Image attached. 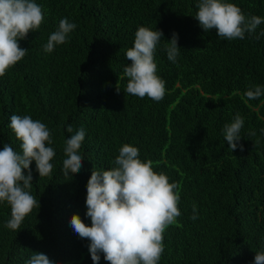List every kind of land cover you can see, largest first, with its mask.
Returning <instances> with one entry per match:
<instances>
[{
    "label": "trees",
    "instance_id": "16d2710c",
    "mask_svg": "<svg viewBox=\"0 0 264 264\" xmlns=\"http://www.w3.org/2000/svg\"><path fill=\"white\" fill-rule=\"evenodd\" d=\"M35 2L44 21L19 40L26 55L0 77V150L7 143L22 151L9 123L13 114L28 115L50 130L47 146L55 156L49 176H39L35 161L30 165V193L40 207L19 230L5 227L10 206L0 203V264H25L35 252L57 264H94L90 241L74 232L70 220L78 214L91 226L87 182L93 169L115 167L126 143L179 185L181 215L163 234L158 264H254L256 252H264V95L249 100L244 92L264 87V23L229 41L201 28L194 16L199 0ZM229 2L246 17L264 18V0ZM64 18L76 28L66 43L45 53L43 45ZM140 26L163 33L154 53L165 83L159 102L124 92L123 70L131 63L125 53ZM174 33L180 47L175 63L165 51ZM237 113L244 120L243 151L232 152L222 130ZM81 127L82 167L65 176L64 142ZM100 257L99 264H109Z\"/></svg>",
    "mask_w": 264,
    "mask_h": 264
},
{
    "label": "clouds",
    "instance_id": "9594fccd",
    "mask_svg": "<svg viewBox=\"0 0 264 264\" xmlns=\"http://www.w3.org/2000/svg\"><path fill=\"white\" fill-rule=\"evenodd\" d=\"M194 15L201 28L208 32L215 29L218 37L229 41L244 39L245 33H254L264 18L256 15L246 17L240 7L229 0H199ZM44 21L42 7L35 0H0V77L19 62L27 53L19 40L26 39L30 31H36ZM76 28L67 18L61 19L58 28L50 34L43 45L45 53L53 52L57 45L67 42L68 34ZM264 36V31L260 33ZM163 33L145 26L135 32L134 46L125 55L131 61L124 67L127 77L124 92L141 99L148 97L159 102L165 95V83L157 75L154 53ZM165 46L167 58L175 63L179 55L178 37L174 33ZM123 77H121L122 79ZM121 89L117 83L116 91ZM264 95V87H249L244 96L257 99ZM244 120L239 113L223 127L224 139L233 152L239 144ZM9 128L20 141L21 152L5 143L0 150V203L10 206V219L5 227L13 231L40 203L30 193L32 175L30 165L35 161L40 177L51 175L55 151L48 127L28 115L13 114ZM73 133V127L67 126ZM254 132L249 135H254ZM85 130L81 127L65 140V159L62 170L65 176L78 173L82 167L80 154ZM115 167L94 170L86 185V216L91 226L86 225L78 214L70 220L74 232L90 241L89 251L94 264H99L100 253L109 264H158L164 251V232L181 215L179 185L169 182L163 173L154 171L150 161L139 158V149L123 144L114 161ZM28 169V174H24ZM193 206L192 219L197 218ZM25 264H57L47 254L35 252ZM254 264H264V252H256Z\"/></svg>",
    "mask_w": 264,
    "mask_h": 264
}]
</instances>
